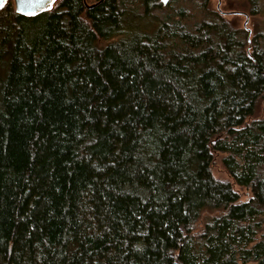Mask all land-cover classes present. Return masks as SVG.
<instances>
[{
    "label": "trees",
    "instance_id": "1",
    "mask_svg": "<svg viewBox=\"0 0 264 264\" xmlns=\"http://www.w3.org/2000/svg\"><path fill=\"white\" fill-rule=\"evenodd\" d=\"M54 4L0 8V264H264V32Z\"/></svg>",
    "mask_w": 264,
    "mask_h": 264
},
{
    "label": "rangeland",
    "instance_id": "2",
    "mask_svg": "<svg viewBox=\"0 0 264 264\" xmlns=\"http://www.w3.org/2000/svg\"><path fill=\"white\" fill-rule=\"evenodd\" d=\"M209 2L213 9L217 10L219 8L224 12L228 20L236 22V25L242 30V32L245 31L244 27L250 28L252 30V33L250 34L251 38H254L253 36L256 32H264V5H262L259 13H253V8L249 0H209ZM54 3V5L58 4L59 0H55ZM197 3L198 0H170L167 5H164L163 8L157 10L155 14L161 19H166L173 13L175 8L185 6L190 9L193 20L201 19L202 17H205L206 14L199 11V4ZM137 4L139 5V12L142 13L143 8L140 5V2H137ZM247 17L249 21L247 26H245ZM244 33L245 32H243V36ZM261 45L264 46V41L261 42ZM212 171L217 179L233 182V179L224 167L222 155H218L215 159ZM235 188L241 193L246 192V189L239 185H235Z\"/></svg>",
    "mask_w": 264,
    "mask_h": 264
},
{
    "label": "water",
    "instance_id": "3",
    "mask_svg": "<svg viewBox=\"0 0 264 264\" xmlns=\"http://www.w3.org/2000/svg\"><path fill=\"white\" fill-rule=\"evenodd\" d=\"M6 0H0V5H4ZM163 5H167L170 0H160ZM55 0H14L16 11L25 16H34L48 10L54 4ZM0 6V8L2 7ZM248 17L245 26L248 24Z\"/></svg>",
    "mask_w": 264,
    "mask_h": 264
},
{
    "label": "snow or ice",
    "instance_id": "4",
    "mask_svg": "<svg viewBox=\"0 0 264 264\" xmlns=\"http://www.w3.org/2000/svg\"><path fill=\"white\" fill-rule=\"evenodd\" d=\"M0 6H2V5H0Z\"/></svg>",
    "mask_w": 264,
    "mask_h": 264
}]
</instances>
